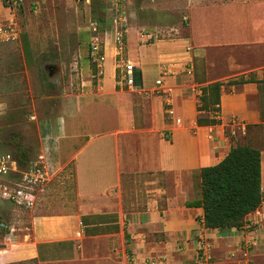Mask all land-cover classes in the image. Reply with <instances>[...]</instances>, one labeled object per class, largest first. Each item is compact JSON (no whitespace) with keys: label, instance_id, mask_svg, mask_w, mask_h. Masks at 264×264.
<instances>
[{"label":"crops","instance_id":"0c3cea01","mask_svg":"<svg viewBox=\"0 0 264 264\" xmlns=\"http://www.w3.org/2000/svg\"><path fill=\"white\" fill-rule=\"evenodd\" d=\"M255 24L264 32L263 18ZM141 28L137 21L125 27L121 50L106 34L102 74L90 79L83 68L80 89L59 95L53 113L38 119L36 154L51 175L70 167L74 198L65 211L33 215L21 237L0 248V264H264V224L204 228L201 207L190 204L199 199L193 175L238 142L259 150L264 205V81L224 80L219 122L196 125L208 78L194 59L205 63L208 48L240 39L198 35L194 42L203 44L192 49L183 38L146 39ZM125 61L139 72L138 85L124 83ZM136 174L150 176L139 205L130 188Z\"/></svg>","mask_w":264,"mask_h":264},{"label":"rangeland","instance_id":"374dc122","mask_svg":"<svg viewBox=\"0 0 264 264\" xmlns=\"http://www.w3.org/2000/svg\"><path fill=\"white\" fill-rule=\"evenodd\" d=\"M13 14L19 37L15 42L2 43L0 48V153L13 157L19 145L27 149L29 160L35 159L38 119L53 113L52 104L58 103L59 95L80 89L83 68L87 67L90 79L96 77H91V73H97L88 59L92 23L102 33L118 18H124L125 27L137 21L143 33L161 31L156 39H187L192 49L203 44L194 42L198 35L203 41L210 37L240 39L227 47L208 48L205 63L203 58L194 59L197 69L207 76L208 83L264 79V61L258 60L264 54L260 50L264 32L255 24L264 20V0H20ZM9 15L0 0V20ZM127 152L132 160L133 150ZM70 170L65 168L51 176L32 209L21 210L0 201V221L8 226L0 231V248L17 241L24 228L30 227L33 215L68 209L74 198ZM146 177L150 178L147 174L130 178L138 205Z\"/></svg>","mask_w":264,"mask_h":264},{"label":"trees","instance_id":"16d2710c","mask_svg":"<svg viewBox=\"0 0 264 264\" xmlns=\"http://www.w3.org/2000/svg\"><path fill=\"white\" fill-rule=\"evenodd\" d=\"M132 75L133 84L138 85L139 72L133 69ZM249 80L254 79L228 82ZM221 85V82L214 81L200 87L196 125H214L219 122L217 113ZM14 158L19 166L25 165L29 160L27 149L17 145ZM197 177L199 199L190 204L201 207L202 225L205 228H239L244 216L260 203V153L247 143H233L217 163L200 167Z\"/></svg>","mask_w":264,"mask_h":264},{"label":"built area","instance_id":"2783aa9c","mask_svg":"<svg viewBox=\"0 0 264 264\" xmlns=\"http://www.w3.org/2000/svg\"><path fill=\"white\" fill-rule=\"evenodd\" d=\"M3 2L10 15L0 20V43L15 42L20 32L13 13L15 8L19 7L20 0H3ZM124 21V18H118L117 23L111 25L108 31H103L102 33H98L96 24H91L92 37L89 42L88 59L95 65L97 75L102 74L104 62L103 37L109 34L116 49L121 50L125 31ZM156 33L162 35L161 31H156ZM156 33L144 32L142 35L146 39H151L156 38ZM133 69L131 62H124L122 78L128 87L133 86ZM186 73L191 74L190 67L186 70ZM156 82L158 83L159 81ZM167 113L171 114L172 111L168 109ZM175 121L178 122V119H175ZM237 122L235 118L230 119V124H237ZM237 126L243 132L244 128L240 124ZM51 176L43 162L41 154H37L35 159L28 160L25 165L19 166L12 155L0 153V201L9 202L21 210L32 209L39 202L40 196L50 181ZM248 213L247 219L243 220L245 227L253 228L264 224V205H259ZM202 236L203 231H199L197 234V244L199 247L202 246ZM243 256H245V253H243ZM143 264H155V262L154 260H148ZM236 264H249V262L244 259L238 261Z\"/></svg>","mask_w":264,"mask_h":264},{"label":"flooded vegetation","instance_id":"af4514ba","mask_svg":"<svg viewBox=\"0 0 264 264\" xmlns=\"http://www.w3.org/2000/svg\"><path fill=\"white\" fill-rule=\"evenodd\" d=\"M4 216V215H3ZM8 226L4 223H1L0 221V231H3L4 228H7Z\"/></svg>","mask_w":264,"mask_h":264}]
</instances>
